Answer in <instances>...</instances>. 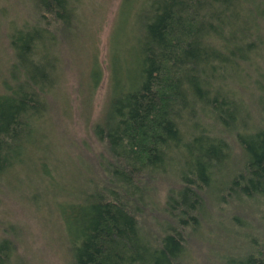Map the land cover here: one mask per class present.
Instances as JSON below:
<instances>
[{"label": "trees", "instance_id": "1", "mask_svg": "<svg viewBox=\"0 0 264 264\" xmlns=\"http://www.w3.org/2000/svg\"><path fill=\"white\" fill-rule=\"evenodd\" d=\"M81 1L30 0L31 16L12 23V56L0 64V184L24 171L28 153L44 154L34 125L58 83L59 32L73 28ZM137 9L134 69L112 79L94 125L111 187H75L59 204L71 264H184L196 235L187 232L200 228L208 202L264 204V0H142ZM36 169L51 172L44 160ZM159 177L169 188L157 236L142 215ZM245 243L239 257L210 263L264 264V236ZM15 247L0 238V264L13 263Z\"/></svg>", "mask_w": 264, "mask_h": 264}, {"label": "rangeland", "instance_id": "2", "mask_svg": "<svg viewBox=\"0 0 264 264\" xmlns=\"http://www.w3.org/2000/svg\"><path fill=\"white\" fill-rule=\"evenodd\" d=\"M29 1L0 0L1 68L6 69L12 56V23L31 16ZM141 2L82 0L73 28L59 32L63 41L56 53L61 58L55 72L58 83L47 95L45 117L34 125V139L45 150L44 157L28 153L24 171L1 178L6 185L0 184V238L10 237L16 246L12 264H71L70 232L59 204L70 203L75 187L88 188L92 183L111 187L100 167L107 154L94 125L108 107L112 79H125L128 65L134 69L129 50L134 51L135 37L142 32L138 28L144 12L137 9ZM99 73L101 78L94 84ZM42 160L50 164V174L36 169ZM161 179L148 184L146 211L141 214L145 230L157 236L160 227L155 220L165 219L162 211L169 188ZM18 181L23 184L17 186ZM50 182L55 183L52 190ZM255 205L241 198L218 205L208 202L200 228L187 232L196 235L188 242L184 264H211L209 260L225 255H242L247 239L264 236V204Z\"/></svg>", "mask_w": 264, "mask_h": 264}, {"label": "bare ground", "instance_id": "3", "mask_svg": "<svg viewBox=\"0 0 264 264\" xmlns=\"http://www.w3.org/2000/svg\"><path fill=\"white\" fill-rule=\"evenodd\" d=\"M64 37V36H63Z\"/></svg>", "mask_w": 264, "mask_h": 264}]
</instances>
